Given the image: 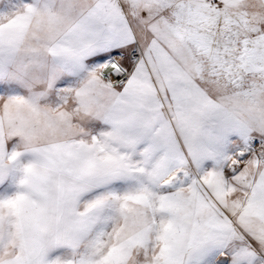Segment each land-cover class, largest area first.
Here are the masks:
<instances>
[{
    "label": "snow or ice",
    "instance_id": "6c2138e0",
    "mask_svg": "<svg viewBox=\"0 0 264 264\" xmlns=\"http://www.w3.org/2000/svg\"><path fill=\"white\" fill-rule=\"evenodd\" d=\"M0 264H264V0H0Z\"/></svg>",
    "mask_w": 264,
    "mask_h": 264
}]
</instances>
